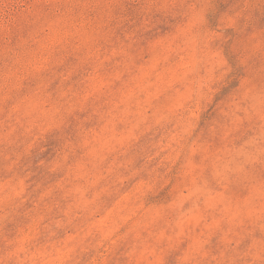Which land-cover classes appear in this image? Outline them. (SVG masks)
<instances>
[{
	"label": "clouds",
	"instance_id": "9594fccd",
	"mask_svg": "<svg viewBox=\"0 0 264 264\" xmlns=\"http://www.w3.org/2000/svg\"><path fill=\"white\" fill-rule=\"evenodd\" d=\"M0 264H264V0H0Z\"/></svg>",
	"mask_w": 264,
	"mask_h": 264
},
{
	"label": "rangeland",
	"instance_id": "374dc122",
	"mask_svg": "<svg viewBox=\"0 0 264 264\" xmlns=\"http://www.w3.org/2000/svg\"><path fill=\"white\" fill-rule=\"evenodd\" d=\"M154 72H158V68H157V65H156L155 62H153L148 67H145L143 69L144 78L145 79L150 78ZM159 76H160L161 79H164L165 72H159ZM158 92H159V89H158Z\"/></svg>",
	"mask_w": 264,
	"mask_h": 264
}]
</instances>
